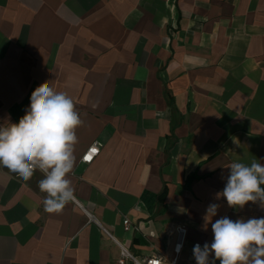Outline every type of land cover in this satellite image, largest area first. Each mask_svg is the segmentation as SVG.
I'll use <instances>...</instances> for the list:
<instances>
[{
	"label": "crops",
	"instance_id": "1",
	"mask_svg": "<svg viewBox=\"0 0 264 264\" xmlns=\"http://www.w3.org/2000/svg\"><path fill=\"white\" fill-rule=\"evenodd\" d=\"M44 82L83 121L75 199L48 213L41 172L0 166V264H118L120 245L187 264L210 203L212 222L264 217L217 198L233 162L264 164V0H0V123Z\"/></svg>",
	"mask_w": 264,
	"mask_h": 264
},
{
	"label": "clouds",
	"instance_id": "2",
	"mask_svg": "<svg viewBox=\"0 0 264 264\" xmlns=\"http://www.w3.org/2000/svg\"><path fill=\"white\" fill-rule=\"evenodd\" d=\"M73 100L57 92L48 82L37 86L30 95V105L18 123L5 118L0 123V166L16 173L25 182L36 171L43 174L39 189L48 213H59L75 199L69 174L75 164L76 129L81 126ZM226 183L217 198H224L231 208H243L249 202L264 208V164L233 162ZM223 178V177H222ZM220 205L210 203L205 211L204 228L211 223L212 242L193 247L196 264H264V217L228 216L212 222ZM211 257V259H210Z\"/></svg>",
	"mask_w": 264,
	"mask_h": 264
},
{
	"label": "built area",
	"instance_id": "3",
	"mask_svg": "<svg viewBox=\"0 0 264 264\" xmlns=\"http://www.w3.org/2000/svg\"><path fill=\"white\" fill-rule=\"evenodd\" d=\"M101 147V143L98 141H95L85 152V154L81 157V162L85 164H90L93 160V158L98 154ZM95 149V151H93ZM124 230L129 229V223L127 220L123 221ZM176 233L178 234V240L175 245V253L178 255L182 249V246L185 242V236H186V229L183 226L176 228ZM196 244H201L200 242H193L191 244L192 248V254H191V260L187 264H196V261L193 257V247ZM125 260H130L133 264H161V259L158 256H151L149 258H144L143 260H139L135 258L132 254L129 253L127 248L120 245V258L118 259V264H124ZM176 259H173L170 264H175Z\"/></svg>",
	"mask_w": 264,
	"mask_h": 264
},
{
	"label": "snow or ice",
	"instance_id": "4",
	"mask_svg": "<svg viewBox=\"0 0 264 264\" xmlns=\"http://www.w3.org/2000/svg\"><path fill=\"white\" fill-rule=\"evenodd\" d=\"M93 151H95V149H93Z\"/></svg>",
	"mask_w": 264,
	"mask_h": 264
},
{
	"label": "trees",
	"instance_id": "5",
	"mask_svg": "<svg viewBox=\"0 0 264 264\" xmlns=\"http://www.w3.org/2000/svg\"><path fill=\"white\" fill-rule=\"evenodd\" d=\"M161 197V196H160Z\"/></svg>",
	"mask_w": 264,
	"mask_h": 264
}]
</instances>
